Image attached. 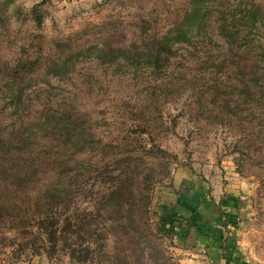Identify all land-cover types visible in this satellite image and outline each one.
<instances>
[{
  "label": "rangeland",
  "instance_id": "1",
  "mask_svg": "<svg viewBox=\"0 0 264 264\" xmlns=\"http://www.w3.org/2000/svg\"><path fill=\"white\" fill-rule=\"evenodd\" d=\"M237 3L264 13L214 0L198 36L148 63L190 0H0V138L37 134L47 166L0 189V264H264V100L218 67L216 11ZM47 109L77 140L27 127ZM214 233L219 263L199 239Z\"/></svg>",
  "mask_w": 264,
  "mask_h": 264
},
{
  "label": "trees",
  "instance_id": "2",
  "mask_svg": "<svg viewBox=\"0 0 264 264\" xmlns=\"http://www.w3.org/2000/svg\"><path fill=\"white\" fill-rule=\"evenodd\" d=\"M213 2L214 0H190L183 20L161 39L157 50L147 56L148 63L151 60L158 63L161 56H164L163 62L167 61L172 56L175 44L189 43L193 35L198 36V31L206 25L207 14L213 10V7H209ZM219 8L220 10L216 11L219 18H215L216 30L223 43L228 46V52L223 53L225 57L223 56L218 67L221 71L231 73L232 76L227 78L232 81L233 84H230L234 91L237 86L240 87L239 97L246 96L251 100L259 97L264 100V13L255 3H237L229 6L228 11L224 9L225 6L219 5ZM35 13L37 14L36 11ZM36 21L41 23L40 18ZM14 97L9 100L19 106L22 103L23 91ZM67 121L62 112L47 109L41 118L35 120L34 126L27 127L46 132L55 126H61L67 128L66 136L70 140H77L79 135L76 131L73 135L69 133L77 126ZM28 133L27 130L19 129L11 132L13 136L15 134V138H0V184L3 185L0 189L3 191H19L23 184L30 183L38 174H45L47 166L42 162L35 163L38 159L31 158L32 154L40 152L35 150L38 135ZM31 163L35 166L30 165Z\"/></svg>",
  "mask_w": 264,
  "mask_h": 264
},
{
  "label": "crops",
  "instance_id": "3",
  "mask_svg": "<svg viewBox=\"0 0 264 264\" xmlns=\"http://www.w3.org/2000/svg\"><path fill=\"white\" fill-rule=\"evenodd\" d=\"M201 205L205 206L204 203H202ZM210 209L211 208L205 207L203 209V211H202V214L200 213L199 220H202L201 223L204 224V223H206L208 221H212V219L214 218L215 210H213V211L211 210L210 211ZM181 210L179 211V213H181L182 218L189 217V215H191V214H189V211H186L184 209H181ZM226 212L231 214V218L232 219L234 218V216L231 213V210L229 208L226 209ZM210 213H211V215H210ZM203 224H201V225H203ZM199 239H200V242L202 244H208L209 248L207 249V251H208V254L210 252L209 258H211L212 261H214L216 263H219L221 260L223 261L221 253H225L224 252L225 249L224 250L220 249V246H221V244L223 242L221 233L220 234L219 233H214L213 238L199 237ZM218 247H219V250H218Z\"/></svg>",
  "mask_w": 264,
  "mask_h": 264
},
{
  "label": "built area",
  "instance_id": "4",
  "mask_svg": "<svg viewBox=\"0 0 264 264\" xmlns=\"http://www.w3.org/2000/svg\"><path fill=\"white\" fill-rule=\"evenodd\" d=\"M72 2H80V1H83V0H70Z\"/></svg>",
  "mask_w": 264,
  "mask_h": 264
}]
</instances>
